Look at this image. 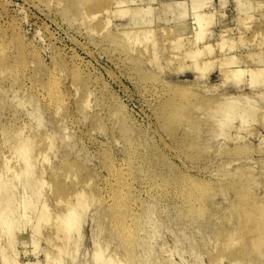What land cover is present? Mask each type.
<instances>
[{
    "label": "rangeland",
    "instance_id": "rangeland-1",
    "mask_svg": "<svg viewBox=\"0 0 264 264\" xmlns=\"http://www.w3.org/2000/svg\"><path fill=\"white\" fill-rule=\"evenodd\" d=\"M233 67L264 68V0H0V264H264L238 208L264 203V84ZM226 100L257 110L220 129Z\"/></svg>",
    "mask_w": 264,
    "mask_h": 264
},
{
    "label": "bare ground",
    "instance_id": "bare-ground-1",
    "mask_svg": "<svg viewBox=\"0 0 264 264\" xmlns=\"http://www.w3.org/2000/svg\"><path fill=\"white\" fill-rule=\"evenodd\" d=\"M119 2L120 1H118V4H119ZM122 3H124V2L122 1ZM120 4H121V2H120ZM199 8H200L199 5L194 6V9H199ZM99 11L104 12L105 9L104 10L102 9ZM121 11H123V9ZM199 12L200 11H197L195 15H196V23L198 26L197 39L201 40L204 38L205 33H206V26H208L211 23V20L209 17H207L203 13H199ZM222 47H224V46H222ZM200 50L193 51L191 53V55L192 56L199 55L202 52ZM232 59H233V57H232ZM232 59L229 60V62H230V64L234 65L237 62L236 61L237 59L235 60V62ZM230 64L228 63V65H230ZM229 70L232 74H234L236 77H239V78L242 75H244L245 73H247L250 76V80H251L250 83L251 84H255L258 81H260V82H262V84H264V68L263 67L262 68H251V69L249 68L248 70L244 69V68L233 67L232 69H229ZM239 78H237V79H239ZM169 96H173V95H169ZM215 103L216 104H215L214 108L211 111H209L210 114H209L208 118L211 119L210 121H212L211 123H213L215 127H218L220 129L225 127V125L227 123H229L231 121L234 122L233 120L235 118H238L241 121H246L247 116L249 114V111L250 110H254V111L257 110V108L255 106L253 107V109H248V107H246V106H241V104L237 100H226V101H221V102L217 101ZM222 106H225V107L223 108ZM27 141H28V139H27ZM25 142H26V140H25ZM26 148H28V147H26ZM29 149H28V151H29ZM19 151L23 153V150L21 148H19ZM21 175H24V178L26 179V176H27L26 169L23 170ZM1 185L2 184H0V189H1ZM75 197H76L77 202L73 206H70V205L68 206L69 210L67 211L65 219L59 221L60 222L59 227H60V229H62L64 231L65 238L68 241H69V239L71 240V234L74 231H79V229H80V226H81L80 222L82 219V215L79 212V208L84 207V205H85L84 204L85 200H84V192L83 191H81V190L78 191L75 194ZM252 201L255 203V205L253 204V202H250V204L246 203V202H245V204L243 202H239L240 205H238V208H239V212L241 214L242 219L246 223V226L253 230V238H252L253 245H254L253 249H254V251L260 252L262 249H264V208L261 209L262 207H264V203L259 202L258 199L252 200ZM68 203L69 202H67V204ZM24 211L26 213L29 212L27 204L25 205ZM43 217H45L47 219L49 217V214L44 213ZM17 224H18L17 221L13 220L12 224L10 226V230L12 231L13 227L18 226ZM35 228H36V230H39L40 225L37 224ZM66 244H64V246L60 247L61 249L58 247L59 248L58 253L60 251L61 252L64 251V249H65L64 247ZM249 247H251V246H249ZM179 251H181V250H179ZM98 255H101V253L100 252L97 253V256ZM47 263L48 264H65L64 260L62 258H60V256H58L56 259H51V257L49 256L47 258Z\"/></svg>",
    "mask_w": 264,
    "mask_h": 264
}]
</instances>
